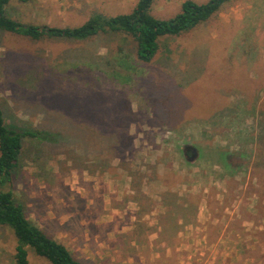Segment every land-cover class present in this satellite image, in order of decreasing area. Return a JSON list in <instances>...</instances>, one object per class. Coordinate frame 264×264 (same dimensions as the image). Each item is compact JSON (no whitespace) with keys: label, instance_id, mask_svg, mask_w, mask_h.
<instances>
[{"label":"rangeland","instance_id":"374dc122","mask_svg":"<svg viewBox=\"0 0 264 264\" xmlns=\"http://www.w3.org/2000/svg\"><path fill=\"white\" fill-rule=\"evenodd\" d=\"M184 1L155 0L151 12L169 19ZM244 1L232 0L195 29L161 39L149 63L137 60L135 43L123 35L33 40L0 30L6 123L42 132L24 137L6 190L78 261L149 263L147 250L131 242L141 234L122 235L152 229L151 217L140 213L159 206L165 187L149 179L194 177L207 170L204 162L229 157L241 183L234 190L264 191V23L236 18ZM137 2L12 0L7 12L26 24L65 28L95 12L129 13ZM119 49L135 62L130 70L116 65ZM187 146L197 149L195 161L187 159ZM16 246L13 231L0 225V264H15ZM28 257L52 264L32 250Z\"/></svg>","mask_w":264,"mask_h":264},{"label":"crops","instance_id":"0c3cea01","mask_svg":"<svg viewBox=\"0 0 264 264\" xmlns=\"http://www.w3.org/2000/svg\"><path fill=\"white\" fill-rule=\"evenodd\" d=\"M242 8L236 15L240 22L264 23V0H245ZM203 164L200 168L207 170L194 177L149 179L165 187L159 206L140 213L151 217L152 229L138 227L122 235L141 234L131 242L147 250L148 264H264V191L245 192L248 185L234 190L241 183L238 164L229 157Z\"/></svg>","mask_w":264,"mask_h":264},{"label":"trees","instance_id":"16d2710c","mask_svg":"<svg viewBox=\"0 0 264 264\" xmlns=\"http://www.w3.org/2000/svg\"><path fill=\"white\" fill-rule=\"evenodd\" d=\"M11 1L0 0L1 31L33 40L63 38L84 41L100 35H123L135 43L137 60L149 63L158 54L161 39L181 36L195 29L210 20L224 4L232 0H209L202 4L194 0H185L181 11L169 19L158 18L152 14L151 10L155 0H138L129 13L109 16L95 12L80 26L65 28L26 24L12 18L7 12ZM117 53L114 59L116 65L130 70L133 63L125 50L119 49ZM41 133L38 131L20 132L8 126L0 103V186L2 187L0 225L10 228L16 237L15 264H32L28 257L31 250L52 264H84L75 259L64 244L50 237L35 224L27 216L24 206L16 200L13 191L6 190L14 184L15 170L19 166L23 152L24 137L38 138Z\"/></svg>","mask_w":264,"mask_h":264},{"label":"water","instance_id":"95a60500","mask_svg":"<svg viewBox=\"0 0 264 264\" xmlns=\"http://www.w3.org/2000/svg\"><path fill=\"white\" fill-rule=\"evenodd\" d=\"M190 149H192L193 152L191 153L190 156H188V154H187L186 157H187V159L189 161H195L197 159V157H198L197 149L195 147H193V146H187L186 147V151H188V153H190V151H189Z\"/></svg>","mask_w":264,"mask_h":264},{"label":"flooded vegetation","instance_id":"af4514ba","mask_svg":"<svg viewBox=\"0 0 264 264\" xmlns=\"http://www.w3.org/2000/svg\"><path fill=\"white\" fill-rule=\"evenodd\" d=\"M189 151H190V153H192V152H193V150H192V149H190Z\"/></svg>","mask_w":264,"mask_h":264}]
</instances>
